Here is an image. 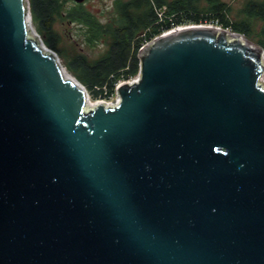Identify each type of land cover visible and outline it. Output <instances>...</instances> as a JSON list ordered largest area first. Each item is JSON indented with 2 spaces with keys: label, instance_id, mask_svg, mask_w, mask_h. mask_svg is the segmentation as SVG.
<instances>
[{
  "label": "water",
  "instance_id": "obj_1",
  "mask_svg": "<svg viewBox=\"0 0 264 264\" xmlns=\"http://www.w3.org/2000/svg\"><path fill=\"white\" fill-rule=\"evenodd\" d=\"M27 19L0 0V264H264V50L179 26L88 107Z\"/></svg>",
  "mask_w": 264,
  "mask_h": 264
},
{
  "label": "trees",
  "instance_id": "obj_2",
  "mask_svg": "<svg viewBox=\"0 0 264 264\" xmlns=\"http://www.w3.org/2000/svg\"><path fill=\"white\" fill-rule=\"evenodd\" d=\"M69 0H29L31 15L47 30L39 34L47 47L58 51L48 36L58 19L84 27L83 42L94 46L101 42L105 48L94 59L74 54L67 61L68 70L94 97L108 98L115 85L138 74L137 52L146 42L164 31L185 25L218 21L222 27L254 40L264 50V0H247L240 10L241 16L230 22L231 8L221 0H113L112 12L102 22L83 4L67 7ZM202 1L204 4H202ZM254 20L262 24L255 29Z\"/></svg>",
  "mask_w": 264,
  "mask_h": 264
},
{
  "label": "rangeland",
  "instance_id": "obj_3",
  "mask_svg": "<svg viewBox=\"0 0 264 264\" xmlns=\"http://www.w3.org/2000/svg\"><path fill=\"white\" fill-rule=\"evenodd\" d=\"M221 1L226 2L227 4L230 5L231 10L228 13L227 18L229 19L230 22H232L241 16L240 10L243 9V6L247 0H221ZM203 2L205 1H202V4H204ZM112 3H113V0H85L83 5L85 9L92 12L95 17L100 18V20L104 22L108 18L109 13L112 12ZM71 5H73L72 0H69L65 4V6L67 7ZM28 6H29L30 22L32 24L31 25L32 30L34 31L36 38L38 35L40 39H42V35L39 34L38 27H41V30L43 33H46L48 29H46L45 26H42L41 23H39V21H34L32 19L29 0H28ZM254 22L255 23L253 26L255 27V29H258L259 26L262 24L260 20H254ZM51 30L53 31V33L49 34L48 38L51 41H54L56 43V47L58 51H54L52 49L51 50L54 53H56V55L58 56L61 67H63L66 71H68L75 80H77L76 77L72 74V72H70V70H68L67 61L70 59V57L74 54L80 53V54H84L90 59H94V58H97L103 52L105 48L104 44H102L101 42L95 44L94 46L86 45L83 42V36H84V31H85L84 27L79 26L78 24H75L73 22H69L67 20L60 21L56 19L53 22V25L51 26ZM30 33H31V30H30ZM248 40L257 44L252 39H248ZM136 76H134L133 78H136ZM123 81H127V80H121V82ZM262 85L264 86V79L262 81ZM82 86L84 87V85ZM114 91H115L114 94H112L106 99L101 98V97H94L91 93H88V92L87 93L89 95L90 100L93 102H102V101L112 102L117 97L116 88H114Z\"/></svg>",
  "mask_w": 264,
  "mask_h": 264
},
{
  "label": "bare ground",
  "instance_id": "obj_4",
  "mask_svg": "<svg viewBox=\"0 0 264 264\" xmlns=\"http://www.w3.org/2000/svg\"><path fill=\"white\" fill-rule=\"evenodd\" d=\"M31 25H32V24H31V22H30V19H27V30H28V33H29V35H30L32 38L37 39V38H36V35L34 34V31L32 30ZM30 30H31V33H30ZM61 68H62V72H63L64 76H66V77H68V78H71V79H74L68 71H66L63 67H61ZM74 80H75V79H74ZM86 96H87V106H88V107H92V106H94L96 103H98V102H93V101H91L90 98H89L88 93H86ZM102 102H103V101H102ZM105 103H107V102H105Z\"/></svg>",
  "mask_w": 264,
  "mask_h": 264
},
{
  "label": "built area",
  "instance_id": "obj_5",
  "mask_svg": "<svg viewBox=\"0 0 264 264\" xmlns=\"http://www.w3.org/2000/svg\"><path fill=\"white\" fill-rule=\"evenodd\" d=\"M198 25V24H197ZM199 25H204V26H212V27H215V28H217V29H223V30H226V31H231V29L230 28H228V27H222V25L218 22V21H211V22H205V23H202V24H199ZM149 42V41H148ZM148 42H146V43H144L141 47H143L145 44H147ZM140 47V48H141ZM139 48V49H140ZM135 78H132V79H130V80H127L128 82L129 81H132V80H134ZM263 79H264V74L262 75V77H261V81H263ZM121 83V81H119L117 84H116V86H115V88H117V86L119 85ZM107 103H111V102H107Z\"/></svg>",
  "mask_w": 264,
  "mask_h": 264
},
{
  "label": "flooded vegetation",
  "instance_id": "obj_6",
  "mask_svg": "<svg viewBox=\"0 0 264 264\" xmlns=\"http://www.w3.org/2000/svg\"><path fill=\"white\" fill-rule=\"evenodd\" d=\"M255 1H263V0H255ZM224 3H226V2H224ZM226 6L229 7V8H231L229 4H227Z\"/></svg>",
  "mask_w": 264,
  "mask_h": 264
}]
</instances>
